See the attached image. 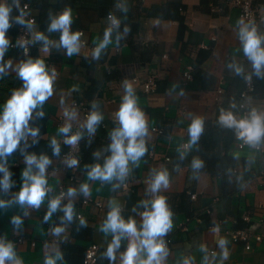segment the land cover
Wrapping results in <instances>:
<instances>
[{
  "label": "crops",
  "instance_id": "crops-1",
  "mask_svg": "<svg viewBox=\"0 0 264 264\" xmlns=\"http://www.w3.org/2000/svg\"><path fill=\"white\" fill-rule=\"evenodd\" d=\"M23 1L0 0L10 8L9 23L13 24L5 31L8 44L0 58L4 67L0 73V113L13 91L24 86L18 76L22 64L43 60L45 71L49 76L54 71L55 76L53 95L32 109L16 148L0 156V166L8 173L11 185V190L0 195V239L12 245L20 264H45L49 257L55 264H83L84 251L93 244L98 247L95 264H122L132 238L125 234L115 250V260H110L106 252L116 234L101 231V226L112 207H119L125 222L134 220L139 229L141 214L151 210L150 202L157 196L166 198L173 221L171 230L162 237L171 241L164 264H184L186 260L189 264H264V224L256 228L263 239L252 243L251 251L246 252L242 243H233L230 237L234 230L264 221V137L256 145L258 150L249 144L240 147L245 141L239 138V130L220 119L231 113L241 120L238 96L245 90L246 76H251L255 86L246 99L248 119L253 111L264 115V65L257 73L244 53L240 31L245 25L250 29V25L239 18L232 0H35V8L41 9L33 11L36 24L30 29L27 55L19 46L9 47L18 27L25 25L19 22ZM253 3L264 17V0ZM68 9L72 14L69 31L82 32L80 41L84 42L79 54L71 57L59 46L61 32L49 31L53 20ZM109 15L118 25L111 24ZM109 28L112 43L96 59L93 51ZM37 33L47 37V51L44 41L35 39ZM256 34L264 37V22ZM188 66L192 67V78L185 82L182 73ZM236 68L242 71L237 73ZM149 75L156 76V89L145 94L132 79L142 82ZM125 82L131 84L147 121L148 133L143 137L147 152L137 162H128L127 179H89V172L97 165L103 168L113 154L111 136L120 125L110 114L120 109ZM219 88L222 93L217 95ZM79 102L86 105L89 115L98 112L103 117L94 133H89L87 120L73 105ZM65 111L75 115L69 118ZM195 119H201L203 125L192 143L189 126ZM66 125H71L67 134L79 131L81 142V164L73 182L68 179L72 173L59 158L67 150L62 141L67 134L59 131ZM53 139L59 146L58 155ZM29 157H35L36 162L45 157L50 161L44 178L52 191L46 193L37 212L29 211L28 203L18 200L23 188L33 183L30 177L40 172L37 163L28 164ZM197 160L202 166L194 169ZM164 170L169 175L168 188L152 193L154 174ZM4 179L5 171H0V180ZM84 184L90 195L81 191ZM58 185L64 187L65 198L45 220L51 202L57 199ZM69 189L75 194L69 195ZM69 204L71 221L65 219L64 212ZM244 215L249 216V223L242 220ZM15 217L21 220L19 226L12 223ZM81 219L86 223L82 225ZM57 227L63 228L59 235L53 231ZM217 227L218 232L214 231ZM19 236L24 237V243L14 245ZM221 239L226 240L224 248L219 245ZM140 257L146 259V253L141 252Z\"/></svg>",
  "mask_w": 264,
  "mask_h": 264
},
{
  "label": "clouds",
  "instance_id": "clouds-1",
  "mask_svg": "<svg viewBox=\"0 0 264 264\" xmlns=\"http://www.w3.org/2000/svg\"><path fill=\"white\" fill-rule=\"evenodd\" d=\"M9 12L10 8L4 3H0V58L3 56L4 47L8 44L5 38V31L9 28ZM113 26L118 25L113 17H109ZM20 23H24L23 19H19ZM72 24L71 10H65L58 18L54 19L49 27V31H60L59 46L66 48L69 57L73 54H79L81 49L80 37L81 32L70 33L69 27ZM127 32L128 29H125ZM112 28L106 29L104 38L93 51V57L99 59L102 50L112 43L111 39ZM36 40L44 41L45 51L48 50V39L42 33H37ZM240 39L243 44L245 55L253 62V67L259 73L260 68L264 65V48H261V43L264 42V37L256 34L253 27L249 30L245 25L241 28ZM231 67V65H230ZM237 73L241 72L240 68H236ZM4 72V67L0 66V73ZM18 76L24 81L22 89L13 91L11 97L5 102L3 112L0 113V156L5 153H11L17 146L19 139L22 135V129L27 125L28 119L31 116L32 109L36 108L38 104H43L46 100L53 95V80L55 73L49 76L45 71V64L43 60L37 59L35 62L32 60L22 64L18 69ZM75 90V89H74ZM95 107V105H93ZM65 116L72 118L75 114L65 111ZM43 115V113H41ZM120 127L112 133L111 151L112 156L103 168L99 165L95 166L89 172V179H100L103 181H111L114 177L123 180L128 171V162H137L147 152L143 137L148 133L147 121L143 112L136 104V98L133 88L130 83L125 82V95L123 97L120 109L117 113ZM103 119L102 115L98 112H92L86 121V128L89 133L96 131V126ZM221 122L228 127H235L239 130V138L243 139L245 143L250 146H256L261 142L264 137V115H259L255 111L251 114L248 120L237 121L231 113L223 114L220 117ZM203 121L195 119L189 126V134L191 142L195 143L202 132ZM71 125L61 127L59 131L67 134L70 131ZM33 131V135H35ZM139 138V139H138ZM80 139V135H72L65 140V143L75 145ZM52 144L54 145V153L59 154V146L55 139ZM29 165L37 163L40 172L36 176H31L33 181L31 186H25L18 195L20 203L27 202L30 206L39 208L46 195L47 189L44 187L46 180L44 178L45 167L50 161L45 157L41 161L36 162L35 157L27 159ZM78 161L73 159L69 161V166H75ZM193 168H200L201 162L194 161ZM0 171H5V179L2 182L5 188H8L7 178L8 173L0 166ZM24 176H29V173L24 172ZM169 175L166 170L156 172L150 185V191L157 193L161 188H168ZM81 191L84 194L90 195L87 184L82 185ZM75 190L69 189V195H74ZM151 210L142 213L143 222L140 228H137L134 220H125L120 216L119 207H112L108 213L107 219L101 226V231L105 233L116 234L113 237L112 243L109 245L106 256L110 260H115V250L120 247L121 238L126 234L132 238L127 251L122 255V264H164L168 255L164 237L173 227L172 213L168 209L166 198L157 196L151 202ZM3 202L0 201V205ZM60 204V200H53L50 204L49 211L45 216L48 220L52 213L55 212ZM65 219L71 221L73 216L72 206L69 204L64 209ZM81 224L86 222L81 219ZM12 223L19 226L21 220L19 217L13 218ZM56 235H59L63 228L57 227L54 230ZM214 231L218 232L219 228ZM118 233V234H117ZM226 240L221 239L219 245L224 248ZM205 250L202 248V251ZM146 253V259L140 257V253ZM59 259V254H57ZM224 258H227V252H224ZM5 261H11L12 264H20V261L15 258L12 245H5L0 242V264H5ZM45 264H55V260L51 257L47 258ZM184 264H189L185 261Z\"/></svg>",
  "mask_w": 264,
  "mask_h": 264
},
{
  "label": "built area",
  "instance_id": "built-area-1",
  "mask_svg": "<svg viewBox=\"0 0 264 264\" xmlns=\"http://www.w3.org/2000/svg\"><path fill=\"white\" fill-rule=\"evenodd\" d=\"M35 0H24L23 2H21L19 8H20V15H19V19H23L25 22V25L23 26H19L18 27V31H17V35L15 36V40L14 43H10L9 47L13 48L16 46H19L20 49L22 50V52L27 55L29 53V49L31 47V42H30V29L32 26H34L36 24V16L33 14V11H36L34 6H32V3ZM232 5L238 10V14H239V18L245 22H247L250 25V29L251 30L253 27L255 28V30H257L259 28V26L261 25L262 22H264V17L260 14L258 7L253 3V0H232ZM110 15L108 16L109 19ZM110 20V19H109ZM111 24L112 21L110 20ZM113 25V24H112ZM13 27L12 23H9V28ZM8 28V29H9ZM82 33V32H81ZM82 36V35H81ZM60 41V38H59ZM81 45H84L83 41H80ZM191 71H192V67H186V70L182 73V78L185 82H188L191 80ZM50 73L53 75V73H55L54 71H50ZM132 82L135 84H140L143 92L145 94H150L152 92L155 91L156 89V76L154 75H149L148 77H146L142 82H139V80L137 78L132 79ZM254 91V83L253 80L251 78V76H246L245 77V90L243 92H241L238 96V110H239V117L241 120H248L249 118V114H248V110H247V103H246V99L248 97L249 94H251ZM222 93V90L219 88L217 90V95H220ZM75 107L79 108L81 110L83 119L88 118L89 116V111L87 110V107L84 103L79 102V103H74L73 104ZM110 119L112 121H114L115 123L119 124V120L117 117V114L115 112L110 114ZM153 132H156L158 134H162V131L157 129V128H152L151 129ZM79 134V131L77 129L71 130V132L67 135H65L62 139V141L65 143V140L72 136V135H76ZM80 135V134H79ZM67 146V150L65 152H63L60 155V160L63 161L65 167L72 173L71 176L68 178L70 182L74 181V173L78 171L80 164H81V159H80V152H81V142L80 139L78 140V142L75 145H70L65 143ZM247 143L242 142L240 144V147H244L246 146ZM187 147V144H184V148ZM254 149L258 150L259 147L258 146H254ZM77 160L78 164L75 166H69V161L71 160ZM166 161H168L169 159L166 158ZM125 179H127V174L125 175ZM3 181L0 180V195L2 193H5L9 190H11V185L8 183V188H5L3 183ZM127 183V182H126ZM126 184L123 185V187L126 188ZM44 187L47 189L46 193L51 192L52 189L49 187V185L45 184ZM261 188L264 190V181L261 182ZM56 192H57V199L59 200H64L65 198V189L63 186L58 185L56 187ZM191 199H195V194H191L190 195ZM89 201H84L83 203L86 204ZM98 208H101V205L99 203L95 204ZM39 208H36L34 206H30L28 204V210L32 211V212H37ZM144 213V212H143ZM142 216V214H141ZM143 218V217H142ZM242 220L249 223L250 218L247 215H244L242 217ZM264 224V221L262 220H258L257 223L254 224H249L247 227L243 228V229H237L231 232L230 237L233 241V243H242L243 244V249L248 252L252 250V243H260L263 239V235L260 234L259 232L256 231V228L261 227V225ZM166 248H168L169 245H171V241L170 239H163ZM24 237L19 236L14 245L16 244H22L24 243ZM0 242L1 239H0ZM34 244L31 243V246H33ZM97 251H98V247L96 245H89L85 251H84V255H83V260L82 263L83 264H95L96 259H97ZM212 253V252H211ZM190 264H195V263H190Z\"/></svg>",
  "mask_w": 264,
  "mask_h": 264
},
{
  "label": "trees",
  "instance_id": "trees-1",
  "mask_svg": "<svg viewBox=\"0 0 264 264\" xmlns=\"http://www.w3.org/2000/svg\"><path fill=\"white\" fill-rule=\"evenodd\" d=\"M32 6H36V2L35 3H32ZM38 9H41L39 6L37 7ZM254 90H255V86H254ZM211 136H212V134H211Z\"/></svg>",
  "mask_w": 264,
  "mask_h": 264
}]
</instances>
